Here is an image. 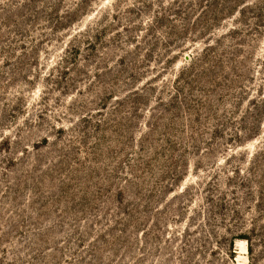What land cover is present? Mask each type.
<instances>
[{"label":"rangeland","instance_id":"1","mask_svg":"<svg viewBox=\"0 0 264 264\" xmlns=\"http://www.w3.org/2000/svg\"><path fill=\"white\" fill-rule=\"evenodd\" d=\"M0 264H264V0H0Z\"/></svg>","mask_w":264,"mask_h":264}]
</instances>
